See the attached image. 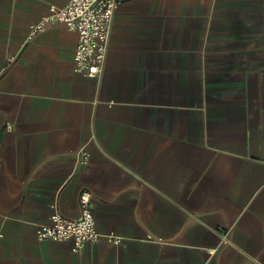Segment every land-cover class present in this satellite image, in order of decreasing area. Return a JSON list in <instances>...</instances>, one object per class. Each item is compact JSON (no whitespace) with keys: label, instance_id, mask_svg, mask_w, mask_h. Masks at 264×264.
Here are the masks:
<instances>
[{"label":"crops","instance_id":"1","mask_svg":"<svg viewBox=\"0 0 264 264\" xmlns=\"http://www.w3.org/2000/svg\"><path fill=\"white\" fill-rule=\"evenodd\" d=\"M68 1L0 0V264H264V0H126L99 76L28 38ZM84 190L103 237L39 241Z\"/></svg>","mask_w":264,"mask_h":264},{"label":"built area","instance_id":"2","mask_svg":"<svg viewBox=\"0 0 264 264\" xmlns=\"http://www.w3.org/2000/svg\"><path fill=\"white\" fill-rule=\"evenodd\" d=\"M126 0H69L62 8L46 14L41 20L30 26L28 38L52 27L63 24L78 35L74 54V70L85 76H99L106 61L111 26L116 9ZM11 124L7 128H11ZM79 161L89 162V154L84 149ZM1 167V161H0ZM80 216L70 218L60 213L51 215L50 222L36 228L39 241H72V250L81 252L87 243L98 242L103 234L99 232L92 210V194L84 190L80 197ZM1 235V234H0ZM109 241L122 244L124 238L114 233L106 234ZM149 240L161 241L152 235ZM224 239L225 236L223 237Z\"/></svg>","mask_w":264,"mask_h":264}]
</instances>
